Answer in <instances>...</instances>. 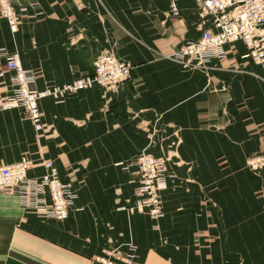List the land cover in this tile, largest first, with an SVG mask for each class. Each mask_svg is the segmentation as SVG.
<instances>
[{
  "label": "crops",
  "instance_id": "crops-1",
  "mask_svg": "<svg viewBox=\"0 0 264 264\" xmlns=\"http://www.w3.org/2000/svg\"><path fill=\"white\" fill-rule=\"evenodd\" d=\"M38 1L15 31L0 16V46L34 68L39 88L92 73L107 49L130 61L131 76L63 102L42 98L40 132L19 107H0V165L26 155L27 174L40 176L52 158L78 192L59 220L0 190V264H105L94 260L104 246L130 243L144 264H264V167L247 164L264 150V62L244 57L241 39L208 71L171 59L201 34L197 0H178V13L170 0ZM142 149L171 158L177 174L162 191L158 229L147 214L119 210L134 185L116 163Z\"/></svg>",
  "mask_w": 264,
  "mask_h": 264
},
{
  "label": "built area",
  "instance_id": "built-area-1",
  "mask_svg": "<svg viewBox=\"0 0 264 264\" xmlns=\"http://www.w3.org/2000/svg\"><path fill=\"white\" fill-rule=\"evenodd\" d=\"M199 5L198 27L201 34L197 38L186 39L180 47L168 56L178 62L184 71L202 69L208 71L214 57L226 55L225 45L238 39L247 47L244 57L258 63L264 62V0H197ZM38 0L18 3L14 0H0V16L4 17L15 31L19 27L21 15L29 7H39ZM173 13L179 12L178 0H170ZM0 56H4L0 76L10 72L8 91L0 101V107H19L24 118L34 123L38 132L44 127L41 100L52 96L56 102L95 83L110 88L121 86L131 76L128 59L107 49L95 59L92 73H79L71 81L58 83L49 81L39 88L34 68L22 64L18 53L0 46ZM250 167L260 170L264 167V150L254 153L248 160ZM45 172L40 176H29L28 168L32 159L28 156L0 165V190L17 193L22 205L45 211L59 220L65 219L74 205L78 192L71 182L63 180L58 165L52 158H43ZM131 175L134 185L133 195L121 204L130 212H141L153 219L165 214L162 191L167 188L174 171L168 165L167 157L141 150L136 157L116 163ZM160 227L158 223H154ZM157 227V228H158ZM128 251L120 247L104 246L95 260L105 264H143L137 257V246L130 244Z\"/></svg>",
  "mask_w": 264,
  "mask_h": 264
},
{
  "label": "rangeland",
  "instance_id": "rangeland-1",
  "mask_svg": "<svg viewBox=\"0 0 264 264\" xmlns=\"http://www.w3.org/2000/svg\"><path fill=\"white\" fill-rule=\"evenodd\" d=\"M4 65V64H3ZM3 67V66H2ZM8 85V84H7ZM28 119V118H27ZM31 121V120H30ZM164 129V127H162V129H161V127H157V129H156V127L154 128V130H159V131H162ZM154 132V131H153ZM161 142V141H160ZM153 144H155V141H153L152 142ZM156 145V144H155ZM142 150H144V149H142ZM146 150V149H145ZM147 151V150H146ZM150 152V151H149ZM23 156H26V155H23ZM252 156V155H251ZM251 156H248V158H247V164H248V166L250 167V164H249V162H248V160H249V158L251 157ZM169 160H171V158L169 159ZM168 160V157H167V161H169ZM15 161V160H14ZM119 166V165H118ZM121 168V167H120ZM251 168V167H250ZM251 169H253V168H251ZM173 171H174V169H172ZM254 170V169H253ZM177 176V174H176V172L174 171V176L171 178V179H174L175 177ZM68 182H71V181H68ZM72 183V182H71ZM163 206H164V203H163ZM165 208V207H164ZM164 211H165V209H164ZM132 213V212H131ZM165 215V214H164ZM163 215V216H164ZM153 219V218H152ZM155 220V222L154 223H158L159 225H160V220L159 219H154ZM153 227H155L156 229H158L159 227L157 226V225H154L153 224ZM158 227V228H157ZM131 244V243H130ZM132 244H134V245H136L135 243H132ZM137 246V245H136ZM112 247H119V246H112ZM137 256H139V255H137ZM138 258V257H137ZM94 260H95V258H94ZM140 260V259H139ZM141 261V260H140ZM142 263L144 264V262L142 261ZM238 264H243V260L242 261H239V263Z\"/></svg>",
  "mask_w": 264,
  "mask_h": 264
},
{
  "label": "bare ground",
  "instance_id": "bare-ground-1",
  "mask_svg": "<svg viewBox=\"0 0 264 264\" xmlns=\"http://www.w3.org/2000/svg\"><path fill=\"white\" fill-rule=\"evenodd\" d=\"M257 63H258V62H257ZM34 126H35V125H34ZM148 152H149V151H148ZM169 182H170V181H169ZM169 182H168V186H169ZM168 186H167V189H168ZM162 197H163V195H162ZM163 203H164V199H163ZM71 207H72V206H71ZM119 210H126V211L128 212V214L131 215V212H130L128 209L123 208L122 206L119 207ZM69 213H70V211H69ZM68 216H69V214H68ZM68 216H67V217H68ZM162 216H163V215H162ZM162 216H161V217H162ZM67 217H66V218H67ZM66 218H65V219H66ZM65 219H62V220H65ZM129 249H131L130 246H129ZM100 253H101V252H100Z\"/></svg>",
  "mask_w": 264,
  "mask_h": 264
}]
</instances>
